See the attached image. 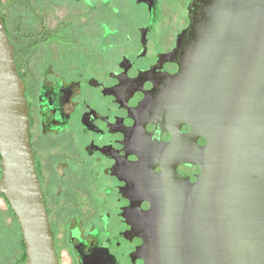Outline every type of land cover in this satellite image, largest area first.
<instances>
[{
	"label": "flooded vegetation",
	"instance_id": "af4514ba",
	"mask_svg": "<svg viewBox=\"0 0 264 264\" xmlns=\"http://www.w3.org/2000/svg\"><path fill=\"white\" fill-rule=\"evenodd\" d=\"M209 1L0 0L59 264H146L136 217L153 203L149 192L135 193L139 163L149 190L166 170L172 181L196 182L201 167L164 159L163 149L207 140L192 136L165 98ZM1 160L0 152V179ZM26 262L20 223L1 192L0 264Z\"/></svg>",
	"mask_w": 264,
	"mask_h": 264
},
{
	"label": "water",
	"instance_id": "95a60500",
	"mask_svg": "<svg viewBox=\"0 0 264 264\" xmlns=\"http://www.w3.org/2000/svg\"><path fill=\"white\" fill-rule=\"evenodd\" d=\"M175 22L184 24L183 10ZM173 83L172 115L207 144L163 149L164 159L201 167L194 183L166 170L149 190L148 170L136 167L135 193L153 203L136 217L146 264H264V0H210ZM24 86L0 10V193L20 223L26 264H59Z\"/></svg>",
	"mask_w": 264,
	"mask_h": 264
},
{
	"label": "rangeland",
	"instance_id": "374dc122",
	"mask_svg": "<svg viewBox=\"0 0 264 264\" xmlns=\"http://www.w3.org/2000/svg\"><path fill=\"white\" fill-rule=\"evenodd\" d=\"M135 14V13H134Z\"/></svg>",
	"mask_w": 264,
	"mask_h": 264
}]
</instances>
